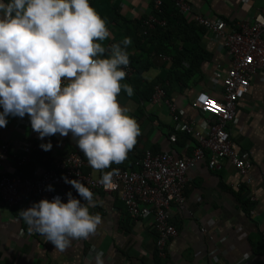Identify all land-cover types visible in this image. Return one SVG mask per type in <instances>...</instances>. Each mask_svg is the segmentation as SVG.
Here are the masks:
<instances>
[{"label": "crops", "instance_id": "obj_1", "mask_svg": "<svg viewBox=\"0 0 264 264\" xmlns=\"http://www.w3.org/2000/svg\"><path fill=\"white\" fill-rule=\"evenodd\" d=\"M116 1L120 15L125 17L147 12L151 4V0H111V4ZM187 1L196 13L220 20L225 26L251 21L264 6V0ZM106 24L111 33L110 38L102 42L106 49L113 44L124 47L123 39H131L126 51L133 71L122 83L132 87L133 95L129 97L122 90L117 99L136 120L140 135L126 160L104 171L115 168L136 171L144 150L168 152L176 158L190 157L195 140L176 130L165 106L152 105L150 98L154 86L163 85L167 96L182 111L183 123L197 118L198 113L191 106L197 93L221 98V81L231 63L222 41L203 29L197 31L190 50L198 56H190L188 52L181 63L187 71L191 65L192 73L177 80L170 74L172 63L160 61L150 43L137 42L141 28L119 19ZM165 43L170 50L165 55L173 61L175 51H182V41L171 34ZM8 120L7 126L0 129V145L9 144L0 167L2 173L14 172V158L20 156V149L27 143L52 144L50 151L34 152L29 164L22 169L27 178L50 169L71 150V134L66 137L56 134L40 140L32 131L27 115L8 117ZM228 129L234 149L252 165L248 175L240 177L227 161L222 162L219 169L211 170L204 160L195 171H190L184 191V209L178 211L175 206L171 207L170 217L177 235L165 247L163 258H159L155 250L152 218L147 216L133 222L116 195L98 192L94 193L97 206L89 210L100 214L101 224L87 239L72 241L64 252L55 250L34 230L29 231L19 216V211L39 201L13 207L0 201V264H89V261L95 264L97 252L103 253L104 264H216V260L221 264H264V67L252 76L250 89L237 105L235 121ZM84 172L94 178L102 175L89 166ZM55 196H58L57 191L47 199L51 201ZM245 201L249 203L247 208L242 204ZM201 228H205V234L201 233Z\"/></svg>", "mask_w": 264, "mask_h": 264}, {"label": "clouds", "instance_id": "obj_2", "mask_svg": "<svg viewBox=\"0 0 264 264\" xmlns=\"http://www.w3.org/2000/svg\"><path fill=\"white\" fill-rule=\"evenodd\" d=\"M110 35L89 0H0V129L8 117L27 115L40 140L71 134L88 165L102 173L99 183L105 189L115 187L116 170H104L124 162L140 135L136 120L117 99L122 90L133 95L132 87L122 83L131 39H123L124 47L106 49L102 42ZM39 147L50 151L52 144ZM61 179L80 199L71 192L66 203L59 196L41 199L19 216L29 231L64 252L72 241L95 233L101 216L89 210L97 201L88 187ZM102 257L97 252L95 264H104Z\"/></svg>", "mask_w": 264, "mask_h": 264}, {"label": "built area", "instance_id": "obj_3", "mask_svg": "<svg viewBox=\"0 0 264 264\" xmlns=\"http://www.w3.org/2000/svg\"><path fill=\"white\" fill-rule=\"evenodd\" d=\"M164 2L172 5L186 21L219 38L231 60L230 68L221 81V98H213L205 92L197 93L191 106L198 113V117L184 123L181 118L182 111L178 110L175 101L167 97L163 85L154 86L150 103L163 104L171 123L176 124V130L195 140L192 155L188 158H176L168 152L153 153L144 150L137 163V170L115 168V187L105 189L99 183L100 178L84 172V168L89 165L74 141L70 152L50 169L42 171L34 178L24 177L22 169L29 164L34 152L43 151L39 146L27 143L20 149V156L14 158V172L8 175L0 171V201L8 207L32 204L34 201L47 199L57 191L62 202L66 203L68 192L77 199L80 197L61 177L79 180L93 193L116 195L133 222L151 217L156 235L155 250L159 258H163L165 247L177 235V228L170 217L171 207L175 206L178 211L184 209V191L190 171H195L197 165L204 160L211 170L219 169L221 163L227 161L240 177L248 175L252 165L234 149L228 127L235 121L237 105L248 93L252 76L264 67V6L251 21L229 26H225L220 20L196 13L187 0H151V9L148 8L147 12L138 13V16L128 14L126 17L133 20L145 15L140 27L142 35L146 36L156 27L165 26V19H159L152 14H162ZM157 58L163 63H172L171 57L166 55L159 54ZM124 70L125 77H130L133 71L130 62ZM8 149V143L0 145V167ZM49 185L52 186V191L47 190ZM251 200H254L253 197ZM81 202L83 203L82 200ZM205 232V228H201V233ZM216 264L221 263L216 260Z\"/></svg>", "mask_w": 264, "mask_h": 264}, {"label": "trees", "instance_id": "obj_4", "mask_svg": "<svg viewBox=\"0 0 264 264\" xmlns=\"http://www.w3.org/2000/svg\"><path fill=\"white\" fill-rule=\"evenodd\" d=\"M118 1L111 4V0H91L90 6L94 8V10L100 15L102 19L109 22H116L117 19L122 20L124 23L132 25L134 28H141V20L145 17V15L140 16L139 18L135 17L133 20L128 19L125 16L120 15ZM149 9H151V4L149 5ZM162 14H157L153 12L154 16H157L159 19H165L166 23L164 27H156L154 31H150L148 35L143 36L142 33L138 35L137 42H141L144 45L150 43L151 47L155 54H168L170 50L168 49L169 44H166L165 41L170 39V35L173 34L174 37L178 36L182 41V51H175L172 65H171V75L175 77V79H182L183 76L187 74H191V65L190 69L187 71L182 66V60L188 57V52L190 56H198L195 51L190 50V44L196 38L197 31L202 30L199 26L194 23L188 22L185 20L183 16H180L177 11L172 8L167 2H164L162 7ZM110 14V17H108ZM171 45V44H170ZM130 59V58H129ZM130 64L132 63L131 60ZM188 66V67H189ZM170 79V75L168 76ZM152 90H150V95ZM167 95V94H166ZM168 97V96H167ZM169 98V97H168ZM184 135V134H183ZM183 137H187L184 135ZM245 208L249 207L248 202L242 203Z\"/></svg>", "mask_w": 264, "mask_h": 264}, {"label": "snow or ice", "instance_id": "obj_5", "mask_svg": "<svg viewBox=\"0 0 264 264\" xmlns=\"http://www.w3.org/2000/svg\"><path fill=\"white\" fill-rule=\"evenodd\" d=\"M203 99V98H202Z\"/></svg>", "mask_w": 264, "mask_h": 264}]
</instances>
